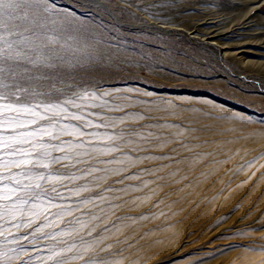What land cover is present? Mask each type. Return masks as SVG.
Here are the masks:
<instances>
[{
    "label": "rangeland",
    "instance_id": "374dc122",
    "mask_svg": "<svg viewBox=\"0 0 264 264\" xmlns=\"http://www.w3.org/2000/svg\"><path fill=\"white\" fill-rule=\"evenodd\" d=\"M60 1L54 3L51 0L56 11L74 26L86 29V35L92 37L100 48L113 53V59L119 62V67L113 65L116 75H105L103 79L97 77L98 83L110 91L115 90L117 96L138 93L139 98L129 111L138 112L151 107L153 116L162 124L194 122L200 129L195 133L199 139L189 137L187 142L201 146L189 151L179 143H172L152 153L156 156L171 154L184 161L180 164L165 160L144 161L131 166L124 175L137 173L140 178L125 180L124 185L116 183L115 186L122 188L125 185L147 184V187H143L142 191L130 190L125 200H135V203L125 204L119 209L114 205L122 201H113L110 205L104 200L95 199L87 206L79 201L97 197L100 189L96 185L106 188L123 177L97 171L76 181L44 184L49 191L53 186L57 187L67 198L52 201L42 198L40 207L33 205L27 215L18 214L11 223H21L23 226L0 232V253H8L0 259V264H20L30 260V257H34L31 260H37V264H55L54 260L49 259L54 251L62 252L66 264H84L78 257L83 255L87 258L92 251H85L82 237L91 240L92 237L87 235L89 230L95 229L93 236H97L105 227L112 228L117 216L133 218L104 233L105 237H111L105 243H113L116 237L124 241L118 245L126 249L124 256L127 259L123 264H143L148 258H154L157 261L155 264H264V253L238 248L240 245L264 246V230L256 231L264 229V88L256 84H264L263 74L246 70L230 61H217L214 53L172 33L120 27L103 8L97 7L94 3L96 0ZM99 1L119 15L122 22L143 24L155 21L161 26L177 25L180 28L191 27L200 14H216L230 19L235 12L221 0H126L119 4L117 0ZM194 11L198 12L197 15ZM256 14L257 26L263 28L261 18L264 17V5H259ZM144 101L156 103L147 105ZM40 123L47 124L48 121ZM92 131L103 133L105 129ZM31 139L36 147L32 143L20 147L39 153L42 143L39 135ZM62 139L79 142L72 137ZM91 148L92 145H86L83 149H77V152L87 154L76 156L68 168L60 165L57 168L79 177L84 175L81 169L96 165L97 160L112 159L90 151ZM173 149H177V152H173ZM76 160L89 163H76ZM161 164H170L171 167L164 168L155 176L145 171L157 169ZM107 166L129 167L120 163ZM24 171L26 169L23 168H0V174L14 176L24 185L33 183L37 173H46L44 169L34 168L31 169L32 176L28 177L23 175ZM157 176L164 179L157 180ZM98 177H106L107 183ZM82 185H88L93 190L76 195V189ZM6 193V189L0 188V195ZM105 195L111 197L112 193ZM12 196L19 201L25 197V191L13 193ZM4 202L0 199V203ZM68 205L73 207L71 215L65 211ZM77 206L80 211L75 210ZM141 216L146 218L139 219ZM5 219H0V225L8 228ZM4 237L8 238L7 242ZM24 242L26 245H22ZM179 248L181 250L178 251ZM27 250L30 251L29 255ZM17 252L24 256H17Z\"/></svg>",
    "mask_w": 264,
    "mask_h": 264
},
{
    "label": "snow or ice",
    "instance_id": "6c2138e0",
    "mask_svg": "<svg viewBox=\"0 0 264 264\" xmlns=\"http://www.w3.org/2000/svg\"><path fill=\"white\" fill-rule=\"evenodd\" d=\"M125 2L126 0H117L118 4ZM86 32V29L74 26L57 12L51 0H0V168H23L26 169L23 175L28 177L32 176L31 169L46 170V173H37L30 185L22 184L14 176L0 174V188L7 190L5 195H0V199L5 201L0 203V219L7 218L5 223L9 224L8 228L0 225V232L9 231L11 227H22L21 223L13 224L11 221L18 214L27 215L33 205L40 207L39 201L42 198L47 201L67 198L57 187L53 186L49 191L44 184L76 181L97 171L123 178L106 188L96 185L100 189L98 196L82 199L80 204L87 206L94 203L95 199L104 200L110 205L113 201H122L123 203L114 205L117 209L128 203L134 204L135 200L127 201L125 195L130 190L142 191L147 184L125 185L122 188L115 186L116 183L124 185L125 180L140 178L137 173L124 175L130 171L131 166L144 161L165 160L180 164L184 161L171 154L156 156L152 153L161 151L172 143H179L189 151L201 146L187 142L189 137L199 139L195 133L200 129L194 122L162 124L153 116L151 107L138 112L128 110L139 98L138 93L117 96L115 90L110 91L100 85L97 77L103 79L105 75L115 76V67H119V62L113 59V53L100 48ZM143 103L152 105L156 102ZM112 113L120 115L114 116ZM41 121L48 123L41 124ZM101 128L105 129L103 133L92 131ZM173 129L176 131H172ZM36 135L42 141L39 153L20 147L26 143H32L36 147L31 139ZM63 137H72L79 142H68ZM85 137L89 139L85 140ZM86 145H92L90 151L112 159L97 160L96 165L86 170L81 169L84 175L79 177L57 168V165L68 168L76 156L86 155V152L76 151ZM172 151L177 152V149ZM117 153L120 155L117 156ZM76 163L89 162L76 160ZM113 163L127 164L129 167L107 166ZM166 167L171 165L161 164L157 169L145 171L155 176ZM98 179L107 183L106 177ZM163 179L164 177L157 176V180ZM22 190L25 191V197L17 201L12 194ZM92 190L88 185H82L76 189V195ZM105 193L112 195L108 197ZM26 205L28 207H24ZM75 210L81 209L77 206ZM65 211L71 215L73 207L68 205ZM129 219L133 218L117 216L112 222V228ZM112 228L105 227L97 236H93L95 229L89 230L87 235L92 239L82 237L81 242L85 245V251H92V255L87 258L81 255L78 259L83 260L84 264H123L124 259H127L124 256L126 249L118 245L124 241L116 237L113 243H105L111 237H105L104 233L111 232ZM261 230L264 229L256 231ZM4 240L7 242L8 238L4 237ZM238 248L264 253V246L240 245ZM7 255V252L0 253V259ZM19 255L21 253L17 252V256ZM49 259L54 260L55 264H66L60 251L52 252ZM25 264H30V261H25Z\"/></svg>",
    "mask_w": 264,
    "mask_h": 264
},
{
    "label": "bare ground",
    "instance_id": "6f19581e",
    "mask_svg": "<svg viewBox=\"0 0 264 264\" xmlns=\"http://www.w3.org/2000/svg\"><path fill=\"white\" fill-rule=\"evenodd\" d=\"M130 1H132V0H130ZM221 1L227 3L231 7V11H235L231 15L232 19L231 18L229 19V17H226V16L225 17H221L222 15L221 16H219V15L216 16V14L213 15V14L204 13V14H200V18L198 17V19L196 21L194 19L195 22L192 21L194 23L189 28H186V27L185 28L184 27L180 28V27H177V25L176 26H168V25L167 26H163V25L161 26L159 23L158 24L155 23V21L150 22V23H143V24L142 23L141 24L125 23V22L121 21L119 15H116L111 9H109L107 7V5L103 4L101 1L96 0V1H94V3L98 5L97 7L103 8L106 11V13L109 15V17L111 19H113L115 21V23L118 26H120V27L129 29V30H138V29L139 30L143 29V31L144 30H154V31H157V32H160V33H168V34L172 33V34L178 35L179 37H182V38H184V39H186L187 41H190V42H195L196 44L201 46L203 49H207L209 52L214 53L215 58H216L217 61H219V60H221V61H230L231 63H236L239 67L245 68L246 70L248 69V70H251V71L259 72V73L263 74V76H264V35L262 34V33H264V17L261 18V22H262L263 28L257 26V19H256L258 17V15L256 14V10L259 9V5L260 4L264 5V0H221ZM55 2L57 3V2H61V1L60 0H54V3ZM184 2H185V0H184ZM209 7H211V6H209ZM244 9H245V12H244ZM147 11H149V10H147ZM203 11H204V9H203ZM168 12L169 11H167V13ZM242 12H243V14H242ZM153 13H154V11H153ZM197 13L195 12L194 14L197 15ZM192 15L193 14H191V16ZM191 16H190V18H191ZM150 17L152 18V16H150ZM186 17H188V15ZM146 18H148V17L146 16ZM160 18H162V17H160ZM183 18H184V16H183ZM153 19H155L154 16H153ZM150 21H152V20H150ZM176 21H177V19H176ZM180 21H182V20H180ZM184 21H186V20H184ZM187 22H188V20H187ZM241 79H243V80L245 79L246 80L247 78L246 77H241ZM256 84H257V86L259 88H264V84L262 82H258ZM237 226H238L237 227V229H238L239 225H237ZM241 227L242 226H240V228ZM218 229H219V227H218ZM234 229H236V228H234ZM24 232H25V230H24ZM218 236H219V234H218ZM34 238H35V236H34ZM205 239H207V238H205ZM25 242L22 243V245L23 244L26 245ZM214 243H216V242H214ZM187 244H189V243H187ZM29 245H31V244H29ZM34 246H35V244H34ZM206 246H208V245H206ZM30 249H32V248H30ZM173 249H174V247H173ZM22 250H24V249H22ZM36 250H37V248H36ZM179 250H181V249L179 248L178 251ZM194 250H196V249H194ZM200 250L202 251V249H200ZM197 251H199V250H197ZM28 252L30 253V251L27 250V253ZM29 253H28V255H29ZM36 254H37V252L34 255H36ZM22 256H24V255H22ZM27 258H28V256H27ZM32 258H34V257H32ZM32 258L30 257V258H28L30 260H25V261H30V264H37L38 263L37 260L36 261L31 260ZM25 261H23V263H20V264H25ZM38 261H40V260H38ZM16 262H18V261H16ZM155 263H157V261L154 258H148L143 264H155Z\"/></svg>",
    "mask_w": 264,
    "mask_h": 264
}]
</instances>
